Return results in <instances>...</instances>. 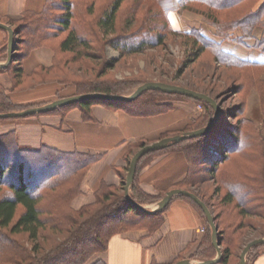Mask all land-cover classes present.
I'll list each match as a JSON object with an SVG mask.
<instances>
[{
	"label": "trees",
	"instance_id": "trees-1",
	"mask_svg": "<svg viewBox=\"0 0 264 264\" xmlns=\"http://www.w3.org/2000/svg\"><path fill=\"white\" fill-rule=\"evenodd\" d=\"M132 1L111 0L97 16L93 2L86 8L85 0H46L41 12L27 11L19 20L0 18V22L11 25L16 33L14 60L9 67L0 68L1 73L10 75L13 84L10 91L0 93V113L20 112L47 104H17L12 97L15 93L43 86L58 87L57 100L90 93L125 96L153 80H118L115 75L109 76L117 61L106 60L105 47L131 56L164 46L169 34L186 38L193 49L189 54L195 59L211 56L220 66L232 71L240 83L235 89L238 93L248 94L256 89L264 101V78L261 77L264 63L244 60L225 51L221 43L207 38L198 28L183 32L181 27L174 29L170 24L169 32H157L159 28L150 10L139 16L137 30L129 33L125 27L124 9ZM80 8L88 11L87 14L78 13ZM184 12L203 16L223 40H230L236 31L252 38L258 27L264 29V0H180L179 7L166 12L165 16L168 19L171 13ZM0 30L5 34L0 42V56L7 59L9 33ZM41 47L54 50L53 66H39L26 74L24 60ZM255 48L264 54V34ZM170 84L217 99L207 88ZM175 100L193 101L202 105L206 113L179 130L165 132L159 140L199 130L214 119L215 110L206 102L155 90L145 92L132 102L89 100L48 114L66 115L79 108L88 122L94 119L92 108L102 105L131 117L152 118L174 110L170 101ZM245 107L243 103L230 116L237 119L235 123L227 120L226 112L221 108L220 119L206 135L144 156L138 164L130 192L131 198L143 206L160 201L173 189L196 194L210 208L219 228L223 257L218 264H239L248 243L264 238V133L254 121L245 118ZM156 141L141 139L129 144L124 155L128 167L121 172V184L114 186L102 181L95 192L96 201L76 210L73 201L81 195L90 168L102 155L62 152L47 146L23 148L16 132L0 135V264H87L92 257L107 252L111 241L122 233L139 229L150 233L158 231L164 224V214L178 198L194 204L207 224L194 259H215L218 252L207 216L190 198L177 196L165 210L155 214L136 208L126 198L127 171L133 156L145 145ZM167 153L185 156L186 174L168 190L152 195L142 189L140 175L158 156ZM202 185H205V192ZM263 248L264 244L254 247L247 255V264L255 260ZM93 264L106 263L100 260Z\"/></svg>",
	"mask_w": 264,
	"mask_h": 264
},
{
	"label": "crops",
	"instance_id": "crops-1",
	"mask_svg": "<svg viewBox=\"0 0 264 264\" xmlns=\"http://www.w3.org/2000/svg\"><path fill=\"white\" fill-rule=\"evenodd\" d=\"M179 2L161 0V10L173 12L179 7ZM45 4L46 0H0V18L19 20L27 11L41 12ZM171 17L176 29L184 26V20L176 13H171ZM205 32L208 31L205 29ZM262 34L263 30L257 29L252 41L246 42L248 47L231 41L220 40V43L225 51L241 59L264 63V54L252 48L255 39H260ZM213 36L211 38L218 39ZM4 38L5 34L0 30V42ZM54 57L55 52L49 47L35 49L23 62L25 73L29 75L39 66L50 68L54 64ZM6 61L1 59L0 63ZM12 85L10 75L0 72V93L10 91ZM57 90L56 86H43L33 91L15 93L12 97L17 104L22 105L45 103L57 98ZM196 108L192 103H177L174 110L166 115L138 118L96 105L92 108L94 119L88 122L84 120L82 111L74 108L66 115L47 114L26 119L0 120V135L16 132L19 145L23 148L39 149L47 146L62 152L102 155L90 168L81 195L73 201V207L79 210L96 201L95 192L102 181L114 186L121 184V172L128 167L124 155L129 144L141 139L159 141L165 132L179 130L188 124ZM186 171L187 161L183 154L163 155L143 169L140 185L146 192L158 195L183 179ZM164 217L163 226L155 233L139 229L115 237L109 250L96 255L94 262L174 264L185 259L198 262L194 255L205 236L202 229H206L207 224L195 205L178 198ZM250 264H264V248Z\"/></svg>",
	"mask_w": 264,
	"mask_h": 264
},
{
	"label": "rangeland",
	"instance_id": "rangeland-1",
	"mask_svg": "<svg viewBox=\"0 0 264 264\" xmlns=\"http://www.w3.org/2000/svg\"><path fill=\"white\" fill-rule=\"evenodd\" d=\"M109 1L111 0H85V7L90 8L91 4L94 3V13L99 16L106 9ZM160 3L161 0H133L129 4V6L124 9V20L126 22L125 27L130 31L129 33L137 30L140 24L139 16L148 10L151 11L152 18L156 23V26L159 28L157 32H160L162 30L169 32L168 28L172 27L176 29L171 19L172 17L170 16V18L167 19L165 16L166 12H171L172 10L162 11V5H160ZM81 12L87 14L88 11L84 12V10L80 8L78 10V13ZM176 15L180 16L184 20V26H181L183 32H188L192 28H198L207 38L218 43H220V40L223 41V39L218 36L216 28L212 24L205 22L203 16L189 12L179 14L176 13ZM168 20L170 23L167 22ZM167 24L169 26H167ZM170 24L172 25V27ZM164 25H166V28L163 29ZM129 26L131 27V29H129ZM204 28L208 32H205ZM259 28L263 30L264 34L263 27H258L257 29ZM263 34L260 39H262ZM254 35L252 38H246L244 37L242 31H236L232 33L230 40L224 41H231L235 44L242 46L245 45L246 47H248L246 42L252 41ZM212 36L218 39L211 38ZM260 39H255V44L252 47L257 51L259 50L255 48V45ZM189 44L190 43H188L186 38H183L179 35L169 34L165 39L164 46L152 47L143 53L134 54L131 56H123L118 50H115L110 46H106L104 49L105 55L107 57L106 60L114 59L115 61H117V65L114 71L110 72L109 76L115 75L118 80L143 78L145 80H153L152 82L166 81L169 82L168 84L179 83L184 86L191 85L199 88H207L217 97V99L215 100L220 105V109L222 108L225 110L228 118L227 120L232 123L237 122V119L231 118L230 116H232L237 108L244 103L246 106V111L244 114L245 118L254 121L256 123V126L259 127L264 133V101L262 100L261 94L256 89H252L248 94L245 93L241 95L240 93H238V91L235 89L240 87V83L237 82L236 75L232 71L220 66L216 61L212 59L211 56L201 57L199 59H195L193 55L190 56L189 51H192L193 49ZM1 59L2 57L0 56V60ZM261 77L264 78V74H262ZM135 90L136 89L127 92L125 96L133 94ZM55 100L57 99L54 98L52 102H54ZM49 102H47V104H49ZM170 102L174 104V106L177 103L184 102L195 104L197 108L196 111H193V113L191 114V120L198 119L206 113L202 105L196 104L193 101L175 100ZM47 114L48 113L37 114L28 117L32 118ZM168 154L171 153L163 155ZM201 188L205 192V185H202ZM209 194H212V192H210V189ZM157 203L158 201L148 203L145 205V207L150 210L156 207ZM210 203L214 204V201H211ZM21 236L27 239V236ZM95 257L96 256L92 257L87 264H93L96 260ZM195 261L199 260L195 259Z\"/></svg>",
	"mask_w": 264,
	"mask_h": 264
},
{
	"label": "water",
	"instance_id": "water-1",
	"mask_svg": "<svg viewBox=\"0 0 264 264\" xmlns=\"http://www.w3.org/2000/svg\"><path fill=\"white\" fill-rule=\"evenodd\" d=\"M0 29L6 30L9 33L8 58L5 63H0V68H7L10 66V64L14 60L16 33L11 26L4 24L2 22H0ZM150 90L161 91V92L168 93V94L182 95V96H186L189 98H193L195 100L206 102L214 108L215 116L212 122L204 128L191 131V132H187L182 135H177V136L161 139L157 142L151 143L149 145H145L139 151H137L136 154L133 156L130 162V165H129V169H128L126 185H125L126 198L133 206H135L136 208L140 210L145 211L146 213H150V214H155V213L165 210L170 205V203L173 201V199L177 196H185V197L190 198L192 201H194L197 205H199L202 208V210L207 216L209 225L212 229V241H213L215 248L217 249L218 255L215 259L209 260V261L194 262L192 260L185 259V260L176 262L174 264H218L223 257L221 243L218 239L219 228L216 224V221L214 219V216L210 208L196 194L189 192L187 190H184V189H173L169 191L163 199L158 201L156 207L150 210L147 209L145 206L137 203L130 196L131 187L135 181L138 164L144 156L152 152L164 150L184 140L206 135L212 130V128L216 125V123L220 119L221 109H220V105L218 104V102L211 96L205 93H202V92H198V91L183 87V86H179V85L168 84V83H163V82H148V83H145L139 86L135 90V92L129 96H109L103 93H90V94L71 96L67 98L58 99L52 103H49L43 106L29 108L27 110L20 111V112L0 113V119L23 118V117L33 116L37 114L49 113L58 108L82 103V102L89 101V100L101 99V100L132 102V101L137 100L145 92L150 91ZM263 244H264V238H258V239H255L249 242L248 245L244 248V250L241 253V256H240L241 260L239 264H247V255L249 254V252L254 247L263 245Z\"/></svg>",
	"mask_w": 264,
	"mask_h": 264
},
{
	"label": "built area",
	"instance_id": "built-area-1",
	"mask_svg": "<svg viewBox=\"0 0 264 264\" xmlns=\"http://www.w3.org/2000/svg\"><path fill=\"white\" fill-rule=\"evenodd\" d=\"M202 231L204 232V231H205V229H202Z\"/></svg>",
	"mask_w": 264,
	"mask_h": 264
}]
</instances>
